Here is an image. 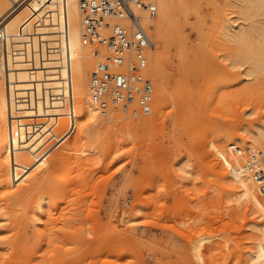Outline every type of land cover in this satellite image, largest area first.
<instances>
[{
  "label": "rangeland",
  "instance_id": "obj_1",
  "mask_svg": "<svg viewBox=\"0 0 264 264\" xmlns=\"http://www.w3.org/2000/svg\"><path fill=\"white\" fill-rule=\"evenodd\" d=\"M230 2L170 0L147 62L153 121L110 108L90 130L64 110L29 183L0 166V264L257 263L264 196L235 159L264 124V73L226 61L222 27L243 12Z\"/></svg>",
  "mask_w": 264,
  "mask_h": 264
},
{
  "label": "bare ground",
  "instance_id": "obj_2",
  "mask_svg": "<svg viewBox=\"0 0 264 264\" xmlns=\"http://www.w3.org/2000/svg\"><path fill=\"white\" fill-rule=\"evenodd\" d=\"M144 1L155 6L153 13H137L153 45L146 60L154 58L155 63H160L157 48L160 46L163 51L166 44L162 35L155 38V32L169 24L170 0ZM230 1L233 6H241L243 12L235 20H241L240 24L234 25L228 20L222 27V40L233 46L232 57L226 61L232 67H243L246 78L264 73V0ZM9 7L8 1L0 0V18ZM82 16L79 0H30L2 24L0 166L10 182L24 179L29 183L30 174H39L36 171L46 159L45 147L50 142V134L61 127L59 116L64 110H67L66 117L83 118L85 128L90 130H95L101 117L106 115L91 100L89 83L85 90L84 80L98 74L87 57L95 58L100 67L105 63L108 49L104 42L111 38L113 22L106 19L90 39L85 34ZM159 96H163L162 90H158ZM157 110H153L145 123L155 119ZM251 134L248 156L264 150V124ZM246 152L240 151L236 157L238 168L248 159L244 157ZM83 153L89 156L90 151ZM255 193L254 187L247 184L246 195L253 203L260 204ZM259 232L262 243L255 263L264 264V228ZM26 240L29 242L30 236Z\"/></svg>",
  "mask_w": 264,
  "mask_h": 264
},
{
  "label": "built area",
  "instance_id": "obj_3",
  "mask_svg": "<svg viewBox=\"0 0 264 264\" xmlns=\"http://www.w3.org/2000/svg\"><path fill=\"white\" fill-rule=\"evenodd\" d=\"M8 11L0 18V42L2 24L21 6L30 0H6ZM44 2L46 0H37ZM83 11L85 34L91 39L110 20L111 38L107 45L108 57L98 74L89 80L91 100L102 112L119 110L132 118L147 116L152 111L153 85L148 74L147 52L153 45L141 26L137 13H153L155 6L144 0H79ZM238 152H240L238 150ZM246 172L264 196V150L249 155Z\"/></svg>",
  "mask_w": 264,
  "mask_h": 264
}]
</instances>
